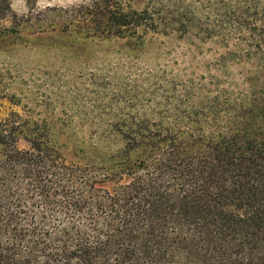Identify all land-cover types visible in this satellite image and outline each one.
Returning a JSON list of instances; mask_svg holds the SVG:
<instances>
[{"label": "trees", "instance_id": "1", "mask_svg": "<svg viewBox=\"0 0 264 264\" xmlns=\"http://www.w3.org/2000/svg\"><path fill=\"white\" fill-rule=\"evenodd\" d=\"M68 15L53 29L226 50L208 74L138 69L102 97L84 151L99 161L69 160L54 116L0 118V264H264V0H90ZM20 29L0 0V37Z\"/></svg>", "mask_w": 264, "mask_h": 264}, {"label": "rangeland", "instance_id": "2", "mask_svg": "<svg viewBox=\"0 0 264 264\" xmlns=\"http://www.w3.org/2000/svg\"><path fill=\"white\" fill-rule=\"evenodd\" d=\"M89 1L12 0L21 29L13 36L0 37V118L11 111L41 119L54 116L56 122L51 126L56 141L66 157L76 162L99 161V156L84 153L89 148L85 133L95 128L93 120H86L101 111L110 112L104 102L141 82L143 77L137 76L136 70L168 68L204 75L209 72L208 65L226 50L216 40L203 41L176 32L150 31L141 34L140 41L70 36L53 29L54 19L62 25L70 17L68 12ZM147 2L122 0L124 7L139 10ZM12 20L3 24L11 27ZM59 220L73 221L69 214H61Z\"/></svg>", "mask_w": 264, "mask_h": 264}]
</instances>
